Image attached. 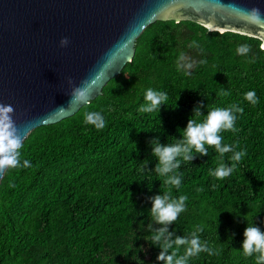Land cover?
<instances>
[{
	"label": "trees",
	"instance_id": "obj_1",
	"mask_svg": "<svg viewBox=\"0 0 264 264\" xmlns=\"http://www.w3.org/2000/svg\"><path fill=\"white\" fill-rule=\"evenodd\" d=\"M181 54L190 69L178 68ZM148 88L168 94L158 113L138 111ZM248 91L256 104L244 98ZM232 106L239 109L234 130L220 135L242 158L208 146L207 155L181 162L179 189L165 184L150 142L179 141L194 109L203 120L213 108ZM92 112L103 115L102 127L86 122ZM19 152L21 166L6 167L0 179V264H163L161 247L149 240L160 227L172 240L203 229L198 235L215 254L201 252L188 264H256L240 245L247 223L264 230L261 42L188 20H156L100 95L70 117L33 128ZM220 162L236 165L223 180L209 174ZM165 192L187 196L186 210L159 225L150 198Z\"/></svg>",
	"mask_w": 264,
	"mask_h": 264
},
{
	"label": "water",
	"instance_id": "obj_2",
	"mask_svg": "<svg viewBox=\"0 0 264 264\" xmlns=\"http://www.w3.org/2000/svg\"><path fill=\"white\" fill-rule=\"evenodd\" d=\"M159 19L252 36L263 48L264 0H0V105L13 107L21 142L100 95Z\"/></svg>",
	"mask_w": 264,
	"mask_h": 264
},
{
	"label": "clouds",
	"instance_id": "obj_3",
	"mask_svg": "<svg viewBox=\"0 0 264 264\" xmlns=\"http://www.w3.org/2000/svg\"><path fill=\"white\" fill-rule=\"evenodd\" d=\"M62 44L66 41H61ZM185 57L181 54L178 68L184 70L192 67L191 63H184ZM74 98L77 101L86 100V91L84 87L77 88L74 92ZM251 104L257 103L255 91H248L244 97ZM169 97L166 92L148 88L144 95V103L138 108L141 113H151L159 111L162 104H166ZM171 106V105H170ZM176 106V105H175ZM14 109L11 105H0V168L19 167L21 139L17 133L11 114ZM239 109L232 107H217L208 111L205 118L200 120L202 115L199 109H194V115L188 119L185 127L180 129L182 132L181 139L174 143L161 145L157 140L151 141L152 153L156 158L155 172L164 177V183L176 189H179L182 183V174H178L181 162H188L193 158L194 153L207 155L208 146H213L215 151L221 157L225 153L233 152L231 159L239 161L244 155L243 151H235L233 145L223 143L222 131L234 130L236 113ZM86 122L93 124L97 128L102 127L104 123L103 115L99 112L88 113L85 116ZM29 161L24 160L23 166H28ZM235 163L226 165L220 162L215 169H211L209 174L223 180L230 176L235 170ZM144 169L141 168V171ZM151 208L149 209L152 221L159 225H168L176 221L177 217L186 210L187 196L181 195L175 198L170 192L157 194L150 198ZM239 215V214H236ZM166 227H160L155 232H151L150 241L161 247L157 260L163 264H188L191 257L197 256L201 252L214 255L215 252L207 243L202 242L198 233L203 231L197 228L190 233V237L178 236L174 240L170 239L171 234L166 235ZM243 239L240 249L246 257H255L256 264H264V230L254 224L244 228ZM173 245L184 246L183 255L176 252H169Z\"/></svg>",
	"mask_w": 264,
	"mask_h": 264
},
{
	"label": "bare ground",
	"instance_id": "obj_4",
	"mask_svg": "<svg viewBox=\"0 0 264 264\" xmlns=\"http://www.w3.org/2000/svg\"><path fill=\"white\" fill-rule=\"evenodd\" d=\"M262 47L264 48V43L262 44Z\"/></svg>",
	"mask_w": 264,
	"mask_h": 264
}]
</instances>
